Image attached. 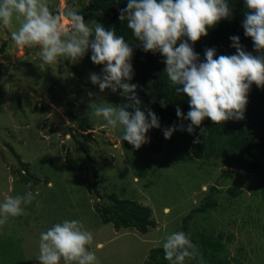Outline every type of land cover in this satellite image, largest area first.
Returning a JSON list of instances; mask_svg holds the SVG:
<instances>
[{
    "label": "rangeland",
    "instance_id": "obj_1",
    "mask_svg": "<svg viewBox=\"0 0 264 264\" xmlns=\"http://www.w3.org/2000/svg\"><path fill=\"white\" fill-rule=\"evenodd\" d=\"M87 1L47 3L69 26L63 12H78ZM19 26L15 16L7 27L0 22V203L29 191L35 199L22 205L25 215L0 225V264H39L41 232L65 219L79 220L93 233L88 249L99 264H146L149 250L180 231L188 213L191 237L212 230L230 236L222 238L218 252L197 248L203 264H219L218 258L224 264H264V196L254 174L236 168L232 156L195 158L186 142L168 141L153 155L147 143L136 149L122 141V126L107 125L93 109L128 101L122 90L101 92L91 83L90 74L103 67L91 61V51L78 61L62 56L45 64L38 45L21 48L12 40ZM131 63L134 71V49ZM92 182L97 193L88 187ZM228 187L241 193L234 197ZM110 193L150 206L155 227L142 233L101 222L94 205L110 203ZM207 195L218 205L193 212ZM194 260L200 264L199 257Z\"/></svg>",
    "mask_w": 264,
    "mask_h": 264
},
{
    "label": "clouds",
    "instance_id": "obj_2",
    "mask_svg": "<svg viewBox=\"0 0 264 264\" xmlns=\"http://www.w3.org/2000/svg\"><path fill=\"white\" fill-rule=\"evenodd\" d=\"M244 3L248 10L242 21L244 35L251 38L258 55L246 51L239 36H231L235 54L217 57L214 48H207L203 61L194 44L208 35L210 27L231 17L227 0H127L126 8L120 9L118 18L127 20L128 28L145 52H158L165 58L164 71L176 85V93L188 98L187 115L179 107L176 115L190 123L186 127L181 123L165 128V139H170L178 129L192 134L205 118L217 125L243 120L252 85L264 88V0H244ZM62 15L70 21L69 26L63 25L61 13L50 10L47 0H0V22L7 27L14 16L20 22L18 30L11 33L12 40L21 48L38 45V54L45 64L51 65L62 56L78 61L91 51V61L103 66L101 73L90 74L91 83L98 85L101 92L122 90L120 94L128 101L120 106L109 103L97 106L93 114L103 117L113 128L122 126L121 140L139 149L150 141L149 130L159 128L160 122L152 110L146 113L141 109L138 85L127 82L134 74L133 48L122 35L106 30L96 21L86 23L71 8ZM161 105L165 106V101ZM193 143H200L199 137ZM34 199L30 191L6 197L0 203V225L9 217L25 215L22 205L31 204ZM93 240V233L79 220L55 223L40 234L39 264H61V260L64 264H99L95 252L88 249ZM163 251L170 264H185L186 258L197 257L203 264L197 246L184 231L168 234Z\"/></svg>",
    "mask_w": 264,
    "mask_h": 264
},
{
    "label": "trees",
    "instance_id": "obj_3",
    "mask_svg": "<svg viewBox=\"0 0 264 264\" xmlns=\"http://www.w3.org/2000/svg\"><path fill=\"white\" fill-rule=\"evenodd\" d=\"M227 2L232 9L231 17L210 27L208 35L201 37L194 44V49L199 53L201 61L205 59L204 53L207 48H214L217 57L235 54L236 50L231 46V36H239L244 49L252 52L253 55H258L254 51L251 38L244 35L242 21L245 12L248 11L244 0H227ZM126 6L127 0H88L78 13L84 19L93 17L94 21L100 23L106 30H114L116 35H122L127 43H132L136 58L133 84L138 85L137 95L144 106V111L147 113L149 109L152 110L160 122L159 128H152L147 134L150 138L147 143L149 152L158 155L168 141H175L186 142L195 158L210 159L232 156L236 168L256 176L264 196V88L252 85L248 93V103L243 120H228L217 125L210 118H205L202 125L195 128L192 134L178 129L170 139H165L163 135L165 128L181 123L186 127L190 123L187 120L181 121L176 115L177 107L187 115L188 98L182 93H176V85L171 83L164 71L165 58L158 52L155 54L145 52L139 45L140 41L128 28L127 20L121 21L118 18L120 9ZM1 50L2 47H0ZM161 101H165V106L161 105ZM201 129L204 130L203 134ZM196 137H199L200 143H193ZM24 165L26 166L27 163ZM90 186L97 193L96 183L88 184L89 188ZM227 193L235 197L241 193V189L228 187ZM108 198L110 203L102 206L94 205L101 222L111 223L115 229L134 228L142 233L150 227H155L156 222L150 206L132 199L119 198L114 193L108 194ZM217 205V200L207 195L202 203L193 209V212H206ZM190 215L188 213L182 219L180 231L188 233L187 223ZM223 237L230 240V236L228 237L223 231L212 230L211 232L201 231L198 239L193 237L191 239L197 248L205 247L210 252H218L224 246ZM218 261L219 264H224L223 259L218 258ZM186 262L199 264L189 258H186L185 264ZM146 264H170V262L164 257L163 247H153L149 250Z\"/></svg>",
    "mask_w": 264,
    "mask_h": 264
}]
</instances>
